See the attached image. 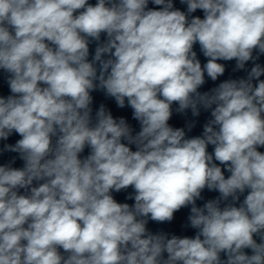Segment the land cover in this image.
I'll return each instance as SVG.
<instances>
[{
  "label": "clouds",
  "instance_id": "9594fccd",
  "mask_svg": "<svg viewBox=\"0 0 264 264\" xmlns=\"http://www.w3.org/2000/svg\"><path fill=\"white\" fill-rule=\"evenodd\" d=\"M180 3L0 0V151L23 161L0 165V264H264V0ZM233 60L246 78L200 91ZM201 110V135L169 123ZM183 208L194 236L149 230Z\"/></svg>",
  "mask_w": 264,
  "mask_h": 264
}]
</instances>
